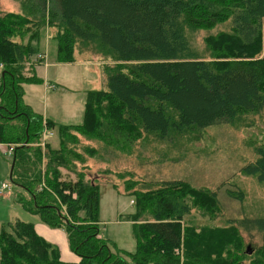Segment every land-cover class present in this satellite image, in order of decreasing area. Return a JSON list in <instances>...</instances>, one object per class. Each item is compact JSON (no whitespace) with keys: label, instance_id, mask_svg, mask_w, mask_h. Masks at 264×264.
Returning <instances> with one entry per match:
<instances>
[{"label":"trees","instance_id":"1","mask_svg":"<svg viewBox=\"0 0 264 264\" xmlns=\"http://www.w3.org/2000/svg\"><path fill=\"white\" fill-rule=\"evenodd\" d=\"M15 1L19 12L0 13V145L40 142L43 116L25 103L24 85L43 83L35 66L47 30L56 63H75L78 53L85 62L97 57L108 82L107 90L86 92L81 124L45 122L56 132L57 148L49 141L44 152L17 146L12 156L17 202L48 227L64 230L80 261L63 262L33 224L16 220L1 226L0 264H264V236L248 255L237 226L188 222L193 211L220 215L216 192L182 180H135L125 170L116 175L135 198V212L126 217L137 247L127 254L129 263L99 238V185L76 173L77 163H86L81 150L91 159L130 156L153 143L165 148L155 157L162 160L170 149H190L210 126L260 114L264 0ZM222 25L226 30L205 37L204 50L195 47L198 32ZM83 140L98 146L85 147ZM256 152L247 172L264 182V146Z\"/></svg>","mask_w":264,"mask_h":264},{"label":"rangeland","instance_id":"2","mask_svg":"<svg viewBox=\"0 0 264 264\" xmlns=\"http://www.w3.org/2000/svg\"><path fill=\"white\" fill-rule=\"evenodd\" d=\"M19 11V4L15 0H0V13ZM227 27L222 25L212 31L198 32L194 39L195 47L204 50L205 37L226 30ZM50 47L49 62L52 65L48 68L46 66L39 68L37 76L41 77L43 83L24 86L25 102L35 112L42 116L45 113L56 123L81 124L86 91L107 90L108 78L103 72L101 62H96L99 58H94L95 61L92 63L80 64L84 57L79 53L77 54L79 63L57 67L52 63L55 44H51ZM45 79L54 83L56 89L47 91ZM41 139L42 136L40 142L35 145L25 141L13 146L15 148L39 146L44 152L46 143ZM50 140L54 148L59 146L56 132L48 141ZM83 143L85 147L98 146L94 142L86 144L83 140ZM8 146L0 145V188L9 185L7 191H0V230L2 225L12 224L16 220L31 223L40 237L58 249L63 262L78 261V256L69 247L67 233L64 230L48 227L37 215L25 211L17 202V193L21 189L10 179L13 157L8 154ZM259 146H264V110L258 115L243 119L241 124L222 123L210 126L203 131L202 139L192 144L190 149L187 151L170 149L165 155L166 159L162 160H155V157L159 154L158 150L165 148L153 143L134 150L130 156L108 153L91 159L85 150L78 151L83 154L86 163H77L76 173H83L85 181L99 185V238L108 241H105L106 250L111 254L123 256L129 263L131 260L127 254L135 255L137 250L133 224L126 221V217L135 212V206L131 203L135 198L126 193L125 181L116 175L117 172L131 170L135 174V180L149 182L182 180L197 188L216 192L221 206L220 215L210 218L202 216L199 211H193L187 217L188 222H193L197 226L219 228L237 226L246 250L255 251L263 244L264 182H260L247 170L258 158L256 148ZM62 172L64 176H70L74 180L78 177L71 171ZM119 250L124 253H118Z\"/></svg>","mask_w":264,"mask_h":264},{"label":"crops","instance_id":"3","mask_svg":"<svg viewBox=\"0 0 264 264\" xmlns=\"http://www.w3.org/2000/svg\"><path fill=\"white\" fill-rule=\"evenodd\" d=\"M42 45H44L43 46V49H42V52L41 53H45L46 54V61H45V63H41V64H39V65H37V66H35V73L37 74L38 72H39V68H41V67H44V66H46L47 68L48 67H51V65L52 64H50V59H49V51H50V45H51V42H50V40H49V31L47 30L46 31V37H45V40L43 41V43H42ZM78 57V56H77ZM79 58H77V61L75 62V63H72V64H77V63H79L80 61L78 60ZM52 63H54L55 65H57V67L59 66L60 67V65H69V64H60V63H56L55 62V60H53L52 61ZM87 63H92V62H87ZM80 64H85V61L82 59V61H81V63ZM49 65V66H48ZM47 68H46V70L45 71H47ZM38 75V74H37ZM41 78V77H40ZM44 85H45V87H46V90L48 91V90H55L56 89V86L54 85V83H51V82H49L48 80H46L45 79V81H44ZM25 86V85H24ZM25 90V89H24ZM87 92V91H86ZM24 101H25V95H24ZM26 103V102H25ZM27 105H29L28 103H26ZM30 106V105H29ZM31 107V106H30ZM32 108V107H31ZM33 110V109H32ZM34 111V110H33ZM35 112V111H34ZM36 114H38L37 112H35ZM40 115V114H39ZM44 117H43V121L44 122H46L48 119H51V118H49L48 117V115H46L45 113H44V115H43ZM52 120V119H51ZM54 121V120H53ZM54 122H56V121H54ZM44 124L45 123H43V127H44ZM66 125H71V124H66ZM53 138V137H52ZM49 142H51V140L49 141ZM1 145H8V144H1ZM132 203V202H131ZM79 258V257H78ZM80 261V259H78V261H76V262H73V263H78ZM70 263H72V262H70Z\"/></svg>","mask_w":264,"mask_h":264},{"label":"built area","instance_id":"4","mask_svg":"<svg viewBox=\"0 0 264 264\" xmlns=\"http://www.w3.org/2000/svg\"><path fill=\"white\" fill-rule=\"evenodd\" d=\"M37 58L39 60L42 61V63H45L46 61V54L45 53H41L37 56ZM45 123V122H44ZM42 134V139L45 143L46 141H48L50 138L54 137L55 135V132L53 130H50L47 128V126L44 124V127H43V130L41 132ZM14 151V146H10L9 149H8V152L9 154H12ZM9 188V185H3L2 186V189H8Z\"/></svg>","mask_w":264,"mask_h":264},{"label":"water","instance_id":"5","mask_svg":"<svg viewBox=\"0 0 264 264\" xmlns=\"http://www.w3.org/2000/svg\"><path fill=\"white\" fill-rule=\"evenodd\" d=\"M13 165H14V163L12 164V169H13ZM252 253V250L251 249H248L247 250V254H251Z\"/></svg>","mask_w":264,"mask_h":264},{"label":"bare ground","instance_id":"6","mask_svg":"<svg viewBox=\"0 0 264 264\" xmlns=\"http://www.w3.org/2000/svg\"><path fill=\"white\" fill-rule=\"evenodd\" d=\"M39 54H41V53H39ZM39 54H38V55H39ZM37 59H38V58H37ZM38 60H39V59H38ZM39 61L42 63L41 60H39ZM13 153H14V151H13ZM13 153H12V154H9V152H8V154L11 155V156H13Z\"/></svg>","mask_w":264,"mask_h":264}]
</instances>
